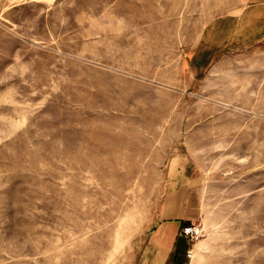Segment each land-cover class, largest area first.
<instances>
[{"label":"rangeland","instance_id":"1","mask_svg":"<svg viewBox=\"0 0 264 264\" xmlns=\"http://www.w3.org/2000/svg\"><path fill=\"white\" fill-rule=\"evenodd\" d=\"M252 4L0 0V264H264Z\"/></svg>","mask_w":264,"mask_h":264},{"label":"crops","instance_id":"2","mask_svg":"<svg viewBox=\"0 0 264 264\" xmlns=\"http://www.w3.org/2000/svg\"><path fill=\"white\" fill-rule=\"evenodd\" d=\"M252 1H253L252 8H251V11L253 13L252 14V21H253V24H254V22L258 23V34H260V33H263L262 31H264V0H252ZM243 20H244V18H241L240 16H238L234 19L228 17L227 18V25H229L231 23V28H233L235 25V22H236V24H239V22H240L242 27H243L244 26ZM210 38H211V35L209 33V30H208L206 36L204 35L203 39H201L202 43L200 44V47L201 46H212V45L214 47L219 46L218 44H216L214 42H208V41H210ZM228 38H229L228 36H224V37L222 36L220 41H224L225 39H228ZM181 205L185 206L187 208V210L184 209V210H180L176 213H172V216L162 220V221H165V223L162 224L163 229H164V227L165 228L166 227L167 228L173 227V223L178 224L177 228H179V225L187 224L185 222L189 223V222L195 220L194 218H196V215H197V212L194 209L196 207L195 197L189 195L187 200H182ZM190 207L193 208V210L190 211L189 210ZM160 230L161 229H159V231ZM165 232L162 231V233L167 234L166 237L168 239V242H170V245L172 246L173 245L172 242H174L175 239L177 238L176 232L175 231L173 233L171 232L172 234H170V232H168V231H165ZM158 238L163 239V238H165V236L163 234L159 233ZM152 250H154V248Z\"/></svg>","mask_w":264,"mask_h":264},{"label":"built area","instance_id":"3","mask_svg":"<svg viewBox=\"0 0 264 264\" xmlns=\"http://www.w3.org/2000/svg\"><path fill=\"white\" fill-rule=\"evenodd\" d=\"M182 232L184 235L189 236L190 238L193 239L195 234H196V229L193 227L192 224H189V225L183 227ZM187 256L190 258L191 254L187 253Z\"/></svg>","mask_w":264,"mask_h":264}]
</instances>
